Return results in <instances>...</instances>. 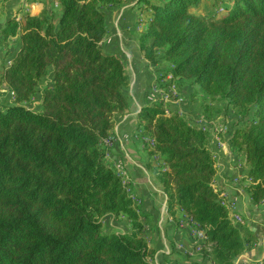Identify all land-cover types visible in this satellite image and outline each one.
<instances>
[{
    "label": "trees",
    "instance_id": "trees-1",
    "mask_svg": "<svg viewBox=\"0 0 264 264\" xmlns=\"http://www.w3.org/2000/svg\"><path fill=\"white\" fill-rule=\"evenodd\" d=\"M22 22L0 28L20 49L0 74L12 101L0 102V264H149L140 207L107 162L101 143L128 109L129 77L121 59L105 54L106 11L127 0H55ZM30 3L33 0L29 1ZM202 0H138L148 15L138 45L162 77L192 82L209 99L238 112L229 144L249 169L247 188L264 200V0H232L220 20L193 14ZM54 5V4H53ZM40 95L41 111L24 107ZM153 139L148 156L169 210L177 207L203 231L200 252L212 264H235L255 245L231 222L219 193L213 137L159 103L139 114ZM125 219L129 232L107 227ZM106 225V227H105ZM264 264V258L262 261Z\"/></svg>",
    "mask_w": 264,
    "mask_h": 264
},
{
    "label": "crops",
    "instance_id": "crops-1",
    "mask_svg": "<svg viewBox=\"0 0 264 264\" xmlns=\"http://www.w3.org/2000/svg\"><path fill=\"white\" fill-rule=\"evenodd\" d=\"M43 1L33 0L31 5L38 7L39 10L35 16L41 12ZM48 1L55 3V0ZM137 1L127 0L120 6L108 8L106 11L107 35L101 41V48L105 54H112L121 59L129 77V86L125 91L128 96V109L125 114L115 116L109 137L101 143V147L105 151L107 162L115 170L117 165L122 169L125 189L137 200L139 213L146 216L141 218V222L145 225L142 237L155 253L148 263L212 264L198 249L197 233L201 231L181 209L177 207L172 211L168 209L162 186L154 173V171H163L165 166L147 153V149L151 150V148L144 138L151 136L143 134L144 123L139 119V114L143 108L155 104L151 90L160 76V71L167 68L168 64L159 63L152 66L140 51L137 40L145 28L147 12L136 5ZM5 3L4 9L14 17L20 13L18 10L25 1L7 0ZM22 15L24 16L25 13H20V17ZM16 40H19V36L8 40V44ZM15 47L10 62L18 53L20 42ZM37 96L40 98V95ZM197 96L195 94L193 100H196ZM181 100L173 102L174 105L170 106L172 112L179 113L190 125L203 119L201 107L198 108L195 102H191L192 99ZM207 102L206 100V104ZM206 117H208L205 119L207 122L222 128L216 136L212 135L216 171L213 188L219 193L233 225L239 227L243 235L251 234L256 239L254 246L235 259V264H262L264 200L255 203L247 189L250 186V181L247 179L249 167L244 157L235 152L229 144L232 125L223 123L216 116L206 115ZM235 216L240 217L242 224L234 221ZM105 223L119 233L129 232V225L125 219L115 220L107 217Z\"/></svg>",
    "mask_w": 264,
    "mask_h": 264
},
{
    "label": "rangeland",
    "instance_id": "rangeland-1",
    "mask_svg": "<svg viewBox=\"0 0 264 264\" xmlns=\"http://www.w3.org/2000/svg\"><path fill=\"white\" fill-rule=\"evenodd\" d=\"M5 1L7 0H0V4H1L0 6V9H1L0 10L1 11L0 12V25L4 24L5 21L9 19H14V20L19 19L21 22L23 15L20 17V13L24 12L25 14H29L30 16L31 15L35 16L39 12L38 7L31 5L32 3L29 2L31 0H24L25 3H23L18 10V12L20 13L16 14L13 17L9 15L8 12L4 9L6 8ZM232 4H233L232 0H202L199 7L195 11H193V14L198 17L220 20L227 15L229 9L232 7ZM42 6L46 8L49 15L51 14L53 16L57 14L55 12V6L53 5V3H50L48 0H44L42 2ZM15 8L16 6L14 7V9ZM18 42L19 40H16V42L14 41V43L10 42V45L7 48V51L9 52L8 56H5L4 50L2 46L0 45V74L3 73L4 67L11 63L10 56L12 55V53L15 52V48H16L15 45ZM160 77L162 76L160 75L159 78ZM165 77L167 78L161 81L162 83H165L164 86L162 84L160 85L159 83L160 80L158 78L156 82L154 83L153 87H155L154 90H158V93H162L163 95L165 94L169 95L168 102H160V101L156 102L155 101V104L159 103L160 105H162L166 115H168L170 111H173L172 109H170L171 108L170 106L174 105L173 104L174 101L176 100L178 101L181 99L190 101L192 99L191 102H195V105L198 108L201 107L200 108L202 112L201 117H203V120L208 119L206 115L216 116L217 118H220V121H223V123L231 124L232 128L236 126L235 122H237V124H239L240 127H244L245 124L247 123L248 120L240 121L239 118L237 119L238 112L235 108L228 107L226 105V102L222 101L218 97L214 100L209 99L208 96L206 95V92H204L198 85L193 84L192 82H187V81H183L179 79L171 80L168 78V77L172 78V75L170 74H167ZM151 92L154 93L153 88ZM193 94L198 95L196 97V100H193L195 98L193 97L194 96ZM11 99H12V94L10 93L7 86L3 85L2 93L0 96V102L3 104L5 103L6 100L12 101ZM206 100L208 101L207 104H206ZM24 107L33 112H40L41 111L40 98H38L37 96L32 102L28 104H24ZM206 107H207V110H206ZM198 121L200 120L195 121L194 123L191 124V126L197 127L196 124H198ZM107 227L109 228L108 225Z\"/></svg>",
    "mask_w": 264,
    "mask_h": 264
},
{
    "label": "built area",
    "instance_id": "built-area-1",
    "mask_svg": "<svg viewBox=\"0 0 264 264\" xmlns=\"http://www.w3.org/2000/svg\"><path fill=\"white\" fill-rule=\"evenodd\" d=\"M54 6L56 7L57 6V3H56V1H55V3H54ZM15 21H17V22H20V20L19 19H15ZM10 65V64H9ZM165 78H167V77H160L159 78V80H160V85L162 84L163 86H164V84L165 83H162L161 81H163ZM169 79H171L172 80V78H170V77H168ZM155 89V87H153V91H154V93H153V95H154V97H155V101L156 102H158V101H160V102H168V99H169V95H167V94H165V95H163L162 93H158V90H154ZM196 126H197V128L198 129H200V130H202V131H207V132H209L211 135H215L216 136V134L218 133V132H220V131H222V128H221V126H219V125H214V124H212V123H209V122H207L206 120H200V121H198V124H196ZM144 141L147 143V145L150 147V148H153V139L152 138H144ZM116 172H117V174L119 175V177L122 179V183H123V185L125 186V183H124V181H123V176H124V174H123V172H122V169L120 168V166L119 165H117L116 166ZM126 190V189H125ZM127 191V190H126ZM128 192V191H127ZM133 199H135L134 197H132ZM234 221L237 223V224H242V220L240 219V217H238V216H235L234 217ZM194 224V223H193ZM198 228V227H197ZM201 231V230H200ZM197 237H198V240H199V244L201 243V242H203V241H205V236H204V233H203V231H201V232H198L197 233ZM200 245H198V249H199V251H200V247H199Z\"/></svg>",
    "mask_w": 264,
    "mask_h": 264
}]
</instances>
